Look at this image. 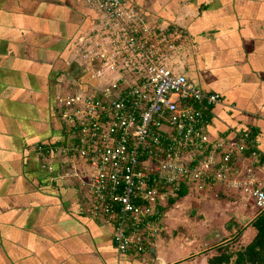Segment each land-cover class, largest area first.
Here are the masks:
<instances>
[{
    "label": "crops",
    "instance_id": "crops-1",
    "mask_svg": "<svg viewBox=\"0 0 264 264\" xmlns=\"http://www.w3.org/2000/svg\"><path fill=\"white\" fill-rule=\"evenodd\" d=\"M126 3L171 39L168 69L219 95L209 137L247 130L264 160V0ZM97 18L81 0H0V264H206L189 243L161 236L144 254H119L111 227L83 213L78 184H49L40 168L46 157L35 147L65 143L55 99L94 84L77 54ZM203 195L229 202L236 194L214 185Z\"/></svg>",
    "mask_w": 264,
    "mask_h": 264
},
{
    "label": "built area",
    "instance_id": "built-area-1",
    "mask_svg": "<svg viewBox=\"0 0 264 264\" xmlns=\"http://www.w3.org/2000/svg\"><path fill=\"white\" fill-rule=\"evenodd\" d=\"M81 1L98 17L77 54L94 84L55 99L65 143L35 147L46 157L40 168L49 184L74 180L83 213L111 227L119 254L139 256L153 246L181 187L206 193L219 185L255 215L264 211V160L254 138L247 130L209 137L220 97L165 66L171 39L126 0Z\"/></svg>",
    "mask_w": 264,
    "mask_h": 264
},
{
    "label": "rangeland",
    "instance_id": "rangeland-1",
    "mask_svg": "<svg viewBox=\"0 0 264 264\" xmlns=\"http://www.w3.org/2000/svg\"><path fill=\"white\" fill-rule=\"evenodd\" d=\"M203 196V193L189 190L168 208L160 239L175 238L189 243L193 258L198 261L215 254L218 243L227 252L234 253L251 241L254 232L251 229V234L248 224L255 212L244 200L236 195L229 202Z\"/></svg>",
    "mask_w": 264,
    "mask_h": 264
},
{
    "label": "trees",
    "instance_id": "trees-1",
    "mask_svg": "<svg viewBox=\"0 0 264 264\" xmlns=\"http://www.w3.org/2000/svg\"><path fill=\"white\" fill-rule=\"evenodd\" d=\"M185 194L186 190L181 187L177 192L176 199L167 205L171 206ZM249 226L254 231V236L249 243L234 253H229L222 247H218L215 254L207 259L206 264H264V211L257 214Z\"/></svg>",
    "mask_w": 264,
    "mask_h": 264
}]
</instances>
